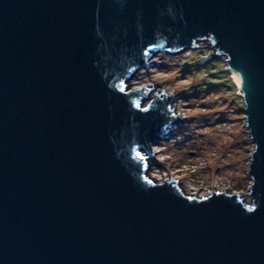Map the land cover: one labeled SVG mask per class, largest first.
Instances as JSON below:
<instances>
[{
  "label": "water",
  "instance_id": "water-1",
  "mask_svg": "<svg viewBox=\"0 0 264 264\" xmlns=\"http://www.w3.org/2000/svg\"><path fill=\"white\" fill-rule=\"evenodd\" d=\"M194 46L242 78L249 204L148 177L185 118L126 81ZM0 264H264V0H0Z\"/></svg>",
  "mask_w": 264,
  "mask_h": 264
},
{
  "label": "rangeland",
  "instance_id": "rangeland-1",
  "mask_svg": "<svg viewBox=\"0 0 264 264\" xmlns=\"http://www.w3.org/2000/svg\"><path fill=\"white\" fill-rule=\"evenodd\" d=\"M187 49L154 52L146 61L152 65L140 67L126 81L128 91L147 90L140 107L160 94L171 95L172 113L185 118L169 127L165 138L151 145L160 164L148 155L144 157L148 177L157 183L172 178L187 196L195 195L189 192L209 196L216 188L238 194L249 204L248 166L254 147L243 101L226 70L227 57H211L216 53L212 46Z\"/></svg>",
  "mask_w": 264,
  "mask_h": 264
},
{
  "label": "bare ground",
  "instance_id": "bare-ground-1",
  "mask_svg": "<svg viewBox=\"0 0 264 264\" xmlns=\"http://www.w3.org/2000/svg\"><path fill=\"white\" fill-rule=\"evenodd\" d=\"M188 49H191V48H188ZM187 49V50H188ZM210 57L208 56V57H206V58H204V60L202 61V62H205L207 59H209ZM227 68V67H226ZM227 70V69H226ZM136 72V71H135ZM135 74L133 73L132 74V76H134ZM230 75H231V80L233 81V83L232 84H234L235 85V87H236V90L238 91V95H240V96H242L243 94V81H242V78L238 75V74H236L235 72H230ZM131 76V77H132ZM131 77H129V79L131 78ZM137 90V89H136ZM154 152H159L158 150H155ZM178 186V185H177ZM184 189L187 191V188H185V186H184ZM182 190V189H181ZM188 190H191V189H188ZM183 192L182 193H184V190H182ZM217 191H218V193H223L222 192V190H219V189H216V188H214V192L215 193H217ZM184 194H186V193H184ZM188 194H195L197 197H200V196H207L209 193H205V194H203V193H201V195H198L199 194V192H197V193H191V192H189Z\"/></svg>",
  "mask_w": 264,
  "mask_h": 264
}]
</instances>
